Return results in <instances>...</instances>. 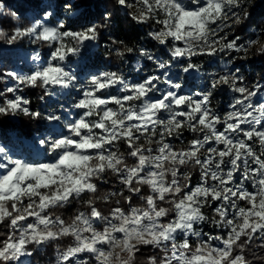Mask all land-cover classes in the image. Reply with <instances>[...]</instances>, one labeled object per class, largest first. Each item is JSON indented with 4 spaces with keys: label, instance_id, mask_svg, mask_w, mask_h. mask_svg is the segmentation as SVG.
Masks as SVG:
<instances>
[{
    "label": "snow or ice",
    "instance_id": "obj_1",
    "mask_svg": "<svg viewBox=\"0 0 264 264\" xmlns=\"http://www.w3.org/2000/svg\"><path fill=\"white\" fill-rule=\"evenodd\" d=\"M113 2L160 52L109 36L106 54L155 71L101 69L106 6L30 0L27 25L0 28V120L37 133H0V264L50 248L53 264H264V68L243 63L264 58V26L239 34L254 0Z\"/></svg>",
    "mask_w": 264,
    "mask_h": 264
},
{
    "label": "trees",
    "instance_id": "obj_2",
    "mask_svg": "<svg viewBox=\"0 0 264 264\" xmlns=\"http://www.w3.org/2000/svg\"><path fill=\"white\" fill-rule=\"evenodd\" d=\"M11 2L15 3L17 6L20 14L26 13L25 5L30 2V0H10ZM86 3H92L91 5V12L94 15H98L100 12L104 10V6L107 7L108 11L114 13L116 18V27L111 33L105 34V42L110 43L108 37L110 36L111 39H121L128 43L130 46H143L154 48L151 44L155 42L149 43V38L146 36V32L149 31L146 27H141L139 25L134 24L126 15L125 12H122L121 8H117L114 5L113 0H84ZM29 11V10H28ZM252 17L248 27L244 28L239 34L241 35L242 39L246 38L251 34L250 27L253 26L254 28H258L260 26H264V0H254V7L251 9ZM96 22H99L98 20ZM105 44V43H104ZM102 43L99 49L95 51L99 53L100 61L99 63L102 64L106 60V47H104ZM134 54H128L130 59H133ZM132 61V60H131ZM207 58L202 61V63H207ZM248 62V61H247ZM247 68L245 69V73H247L250 77L260 72L261 68H264V58H257L255 63L248 62ZM249 66V67H248ZM29 92L30 99L34 100L37 97L38 93L36 90H27ZM220 100V99H217ZM15 130L16 132L22 133H35L36 132V125L34 123H29L27 120H24L23 124L12 122L8 125H4L3 121L0 120V132H7L9 134L10 131ZM65 217H68L72 214V212H62Z\"/></svg>",
    "mask_w": 264,
    "mask_h": 264
},
{
    "label": "rangeland",
    "instance_id": "obj_3",
    "mask_svg": "<svg viewBox=\"0 0 264 264\" xmlns=\"http://www.w3.org/2000/svg\"><path fill=\"white\" fill-rule=\"evenodd\" d=\"M0 3L5 4L4 10L0 12V28H3L7 32H11L13 26H16L18 24L27 25L30 22V19L32 16V12L30 10L27 11L26 13L25 12L21 13L23 14L21 15L15 3L11 2L10 0H0ZM13 12L17 14V18L15 19L11 15V13ZM122 12L126 13L124 9H122ZM253 29L255 28L251 26L250 31L252 32ZM260 43L264 44V38L261 39ZM103 44H104V47H106L110 43H106L104 41ZM25 46L26 47L28 46L26 42H25ZM255 47H259V44L256 45ZM147 49L152 54H158L160 52V47L158 45L154 48L147 47ZM105 58L106 60L104 61V63L100 64L102 70L106 68H111L112 70H115V67H119V69L122 72H124L125 75L129 76V78L136 76L138 69H142L143 74H147L150 71H155L154 67L150 63H148V65L145 67V63H146L145 58L139 56L138 54L135 55L133 59H130L129 56H126L125 62H121L120 59L116 57L114 53L111 56L106 54ZM217 63H222V62L217 61ZM243 63H244V69H248L246 65L248 62L244 61ZM19 66L21 68H24L25 71L27 70L22 63H20ZM217 70L218 69L215 66L211 69H206V71H217ZM245 75L251 79H254L256 76V73L253 74L251 77L247 73H245ZM193 83L197 86L196 90H198L199 86L205 83L204 72L194 74ZM36 91L39 95V91L38 90ZM26 94L29 96V92L27 90H26ZM231 95L232 94L230 92L220 93L213 101L214 105H218L221 107L226 106L231 99ZM217 99H220V100H217ZM32 101L34 104L38 103L37 97L34 98V100ZM33 134H37V133L35 132ZM8 135L12 136L13 131H10ZM33 158L39 159V157H33ZM61 211L63 212V210ZM149 254L150 253L146 251L144 253V256L138 257L137 264H145V257ZM54 257H55V249L54 248L46 249L35 257L34 264H53Z\"/></svg>",
    "mask_w": 264,
    "mask_h": 264
}]
</instances>
